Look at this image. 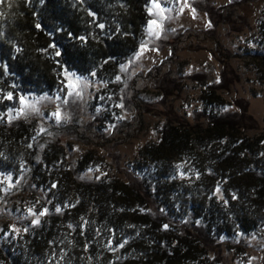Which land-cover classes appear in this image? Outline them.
Here are the masks:
<instances>
[{
  "label": "trees",
  "instance_id": "16d2710c",
  "mask_svg": "<svg viewBox=\"0 0 264 264\" xmlns=\"http://www.w3.org/2000/svg\"><path fill=\"white\" fill-rule=\"evenodd\" d=\"M152 1L0 2V206L25 187L45 213L26 233L0 237V264H217L221 243L244 257L246 239L264 240V133L247 134L256 121L246 108L228 112L218 85L202 89L194 124L168 121L139 151L129 182L83 178L100 157L74 163L70 148L17 117L21 97L52 99L77 75L101 85L91 107L103 130L119 127L130 69L152 40ZM181 38L165 42L172 56ZM259 44L264 76V23Z\"/></svg>",
  "mask_w": 264,
  "mask_h": 264
},
{
  "label": "rangeland",
  "instance_id": "374dc122",
  "mask_svg": "<svg viewBox=\"0 0 264 264\" xmlns=\"http://www.w3.org/2000/svg\"><path fill=\"white\" fill-rule=\"evenodd\" d=\"M160 3L166 9L163 18L151 3L153 20L160 26L149 24L152 40L134 59L130 69L134 90L128 91L124 100V121L119 127L104 131L99 112L93 113L91 104L101 85L91 77L70 75L64 90L54 98L25 99L20 105L17 117L34 124L44 142H60L70 148L74 163L87 153L101 158V163L82 174L87 180L114 177L133 181L136 174L132 165L139 151L158 141L168 121L194 124L202 109L201 91L207 86L220 87L219 93L233 104L228 112L247 109L256 121V127L247 131L249 136L264 133V76L257 57L261 54L264 0H186L187 6L185 0ZM177 35L182 38L174 41L172 56L166 44ZM77 78L80 83L73 90L69 82L76 83ZM136 103L141 107L136 108ZM57 112L59 120L53 115ZM24 188L11 187L0 206V237L24 234L42 219L33 207L35 198ZM217 196L222 198L219 191ZM36 220L39 222L34 223ZM242 250L244 257L221 243L217 264H264L263 239H246Z\"/></svg>",
  "mask_w": 264,
  "mask_h": 264
},
{
  "label": "snow or ice",
  "instance_id": "6c2138e0",
  "mask_svg": "<svg viewBox=\"0 0 264 264\" xmlns=\"http://www.w3.org/2000/svg\"><path fill=\"white\" fill-rule=\"evenodd\" d=\"M0 2H2V0H0ZM165 2H167V0H165ZM179 2H180V0H177V3H179ZM185 5H186V0H185ZM186 6H187V5H186ZM153 7L157 8V9L159 10L158 13H157V15H159V16H161V18H163V13L165 12L166 9H164V8L161 6L160 0H153ZM167 10H168V11H171V9H167ZM181 11H183V9H181ZM193 11H194V10H193ZM150 25H156L157 27L160 26L156 20L150 21ZM100 27H103V25H101ZM152 34H153V33H152V29L150 28V29H149V35H152ZM155 34H156L157 36L159 35L158 32L155 33ZM142 47L145 48V50L147 49V45H146V44L143 45ZM117 79H119V77H117ZM79 83H80V80H79V78H77V82H76V83H72L71 81L69 82V87H71L73 90H75L76 87H77V85H78ZM84 86L86 87V84H85ZM69 94L71 95L72 93L70 92ZM75 94H76L77 96H79V95H80V92H76ZM7 99H9V100L12 99V94H11V93L8 94ZM25 99H26V98L21 97V98H20V102H21L22 104H24V103H25ZM32 107L35 108L34 105H32ZM53 115L56 117L57 120L60 119V114H59V112L54 113ZM57 210L59 211V209H57ZM44 214H45L44 212H41V213H40V215H44ZM38 222H39L38 220L34 221V223H38Z\"/></svg>",
  "mask_w": 264,
  "mask_h": 264
}]
</instances>
